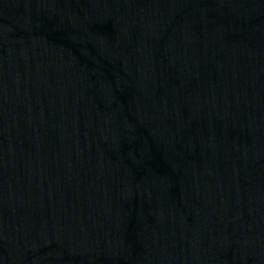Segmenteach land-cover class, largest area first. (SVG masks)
Segmentation results:
<instances>
[{
	"label": "water",
	"instance_id": "95a60500",
	"mask_svg": "<svg viewBox=\"0 0 264 264\" xmlns=\"http://www.w3.org/2000/svg\"><path fill=\"white\" fill-rule=\"evenodd\" d=\"M0 264H264V0H0Z\"/></svg>",
	"mask_w": 264,
	"mask_h": 264
}]
</instances>
